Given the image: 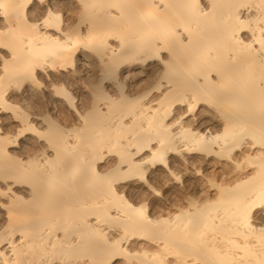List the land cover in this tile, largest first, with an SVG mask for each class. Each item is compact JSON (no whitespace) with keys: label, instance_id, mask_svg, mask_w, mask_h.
I'll return each instance as SVG.
<instances>
[{"label":"bare ground","instance_id":"obj_1","mask_svg":"<svg viewBox=\"0 0 264 264\" xmlns=\"http://www.w3.org/2000/svg\"><path fill=\"white\" fill-rule=\"evenodd\" d=\"M264 264V0H0V264Z\"/></svg>","mask_w":264,"mask_h":264},{"label":"snow or ice","instance_id":"obj_2","mask_svg":"<svg viewBox=\"0 0 264 264\" xmlns=\"http://www.w3.org/2000/svg\"><path fill=\"white\" fill-rule=\"evenodd\" d=\"M114 264H118V261L117 262H114Z\"/></svg>","mask_w":264,"mask_h":264}]
</instances>
